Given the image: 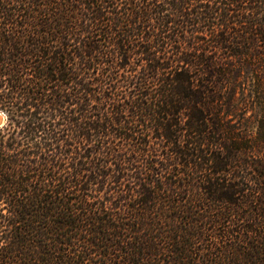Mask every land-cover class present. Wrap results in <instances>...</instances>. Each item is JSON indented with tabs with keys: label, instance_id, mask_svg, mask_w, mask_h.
Returning a JSON list of instances; mask_svg holds the SVG:
<instances>
[{
	"label": "trees",
	"instance_id": "16d2710c",
	"mask_svg": "<svg viewBox=\"0 0 264 264\" xmlns=\"http://www.w3.org/2000/svg\"><path fill=\"white\" fill-rule=\"evenodd\" d=\"M0 264H264V0H0Z\"/></svg>",
	"mask_w": 264,
	"mask_h": 264
},
{
	"label": "water",
	"instance_id": "95a60500",
	"mask_svg": "<svg viewBox=\"0 0 264 264\" xmlns=\"http://www.w3.org/2000/svg\"><path fill=\"white\" fill-rule=\"evenodd\" d=\"M5 123V118L2 112H0V126H2Z\"/></svg>",
	"mask_w": 264,
	"mask_h": 264
}]
</instances>
